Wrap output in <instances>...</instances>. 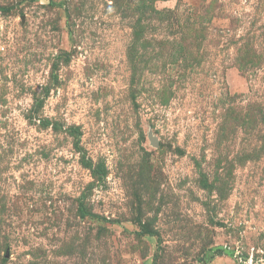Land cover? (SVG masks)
Instances as JSON below:
<instances>
[{"label":"rangeland","instance_id":"1","mask_svg":"<svg viewBox=\"0 0 264 264\" xmlns=\"http://www.w3.org/2000/svg\"><path fill=\"white\" fill-rule=\"evenodd\" d=\"M0 264H264V0H0Z\"/></svg>","mask_w":264,"mask_h":264},{"label":"water","instance_id":"2","mask_svg":"<svg viewBox=\"0 0 264 264\" xmlns=\"http://www.w3.org/2000/svg\"><path fill=\"white\" fill-rule=\"evenodd\" d=\"M153 142H154V144H156V141L155 140H153Z\"/></svg>","mask_w":264,"mask_h":264}]
</instances>
